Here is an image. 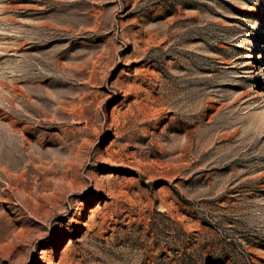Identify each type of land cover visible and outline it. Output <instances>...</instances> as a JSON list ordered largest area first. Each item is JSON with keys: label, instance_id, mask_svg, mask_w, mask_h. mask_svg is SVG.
Instances as JSON below:
<instances>
[{"label": "rangeland", "instance_id": "rangeland-1", "mask_svg": "<svg viewBox=\"0 0 264 264\" xmlns=\"http://www.w3.org/2000/svg\"><path fill=\"white\" fill-rule=\"evenodd\" d=\"M0 264H264V0H0Z\"/></svg>", "mask_w": 264, "mask_h": 264}]
</instances>
